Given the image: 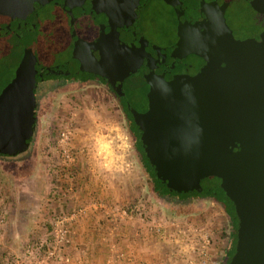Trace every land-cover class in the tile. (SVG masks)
I'll list each match as a JSON object with an SVG mask.
<instances>
[{"label":"water","instance_id":"95a60500","mask_svg":"<svg viewBox=\"0 0 264 264\" xmlns=\"http://www.w3.org/2000/svg\"><path fill=\"white\" fill-rule=\"evenodd\" d=\"M51 1L0 0V37L15 35L25 46L14 78L0 93V155L23 153L36 128L38 60L33 35L39 26L38 10ZM86 1L96 14L109 17L114 48L123 46L125 53L132 54L134 47L122 45L118 35L133 30L143 39L137 12L150 0H65L72 24L85 14ZM167 1L182 5L179 0ZM179 21L175 54L182 56L191 49V26L184 15ZM227 38L232 49L224 65L195 76L151 82L149 109L135 112L134 119L143 132L147 159L169 190L199 194L203 180H221L238 218L236 251L229 264H264V0L252 1L231 25ZM95 47L77 42L73 56L82 61L83 71L102 76L121 93L123 80L139 63L124 61L117 53L121 63L113 81L100 69L103 59L87 67L81 53L89 50L92 55ZM107 61L114 63L112 56Z\"/></svg>","mask_w":264,"mask_h":264},{"label":"rangeland","instance_id":"374dc122","mask_svg":"<svg viewBox=\"0 0 264 264\" xmlns=\"http://www.w3.org/2000/svg\"><path fill=\"white\" fill-rule=\"evenodd\" d=\"M157 6V3L152 4L149 11L151 16L155 14ZM59 21V39L68 47L65 31L68 22L63 17ZM146 31L151 38L157 37L150 27L146 28ZM169 31H173L172 26ZM5 44L6 42L3 44L4 50H0V93L5 84L7 86L12 80L13 71L17 69L23 52L22 48L17 46L12 56L6 59L8 49ZM34 51L39 60L38 67L41 68L58 67L71 59L68 48L64 49L61 55L54 54L53 42L47 41V36L43 34L37 39ZM37 98L38 125L31 152L26 156L0 158V196L2 199L5 197V204L10 201V205L15 206L18 191L22 190L24 196L21 204L25 207L35 205V197L32 194L39 190L40 185L37 186V182L45 176V171L48 174L47 168L44 167V149L48 142L56 139L62 128L72 124L68 126L73 127L76 132L72 147L79 161L74 167L75 189L77 192H85L86 180L89 177V190L93 192V201L97 205H116L122 208L120 211H131V206H137L138 212L134 210L133 216L123 215L149 222V217H154L157 223L152 225L155 235H152L154 238L149 247V254L154 261L152 264L227 262L236 229L230 216L220 210L218 204H212L213 200L208 198L161 196L132 141L126 117L106 85L74 80L55 85L45 83L37 89ZM211 182L219 184L218 180ZM211 182L206 181L204 186ZM58 185L63 190L68 188L64 182ZM116 192L121 193V202L114 198ZM13 195L16 198H13ZM149 206L150 215L146 211ZM230 207L233 209L232 205ZM4 220L6 222V219ZM1 221L2 215L0 233L4 230ZM160 224L162 226H159ZM204 239L209 240V245L202 253L201 241ZM118 256L123 257V254Z\"/></svg>","mask_w":264,"mask_h":264},{"label":"flooded vegetation","instance_id":"af4514ba","mask_svg":"<svg viewBox=\"0 0 264 264\" xmlns=\"http://www.w3.org/2000/svg\"><path fill=\"white\" fill-rule=\"evenodd\" d=\"M252 1L179 0L182 5H175L167 0H150L144 8L137 12L140 35L143 39H140L133 30L119 32L120 43L135 49L132 54H127L123 51V46H120L119 50L114 48V32L108 29L109 17L105 13L96 14L92 10L90 1H86L83 5L85 14L72 24V18L68 14L65 0H52L38 10L39 26L33 35V51L41 34L47 36V41L53 42L54 54L61 55L63 50L68 48L71 59L60 65L64 67L62 70H68L71 77H76L78 74L79 78L74 81L104 84L112 91L121 112L126 117L132 141L137 149L138 141H135L132 133L133 131L139 133L143 144V132L136 125L134 114L135 112L145 113L148 111L150 83L159 80L171 81L181 76H195L202 71L210 70L212 66L217 64L224 65L226 57L232 49V44L227 38L229 29L235 21L240 19ZM153 3H157L158 8H156L155 14L151 16L149 11ZM181 15H184L186 24L191 26V49L187 54L179 56V54H175V51L180 40L181 23L179 18ZM61 17L68 22V27L65 30L68 47H65V43H61L59 39L61 37L57 32ZM171 26L173 31L170 33ZM55 27L56 29H54ZM148 27L152 29L157 36L156 38L147 35L146 28L148 29ZM0 38H9L15 43L18 42V46L23 51V58L25 46L17 36L9 35ZM256 40H259V37L256 36ZM80 41L96 46L91 51L92 55L88 52L89 50L81 53L88 60L87 67L93 68L94 63H99L103 59L100 69L113 81L117 79L119 72L117 65L121 63V56H117V53L123 56L124 61L131 60L132 63H139L137 70L123 80L121 93L117 92L114 86L102 76L83 71L81 68L82 61L73 56L74 48ZM102 45L103 50L101 51ZM111 56L114 63L107 65V59ZM38 66L39 60L36 64L38 71L36 82L43 77L47 69ZM35 91L37 94V89ZM130 115L134 119V124L129 119Z\"/></svg>","mask_w":264,"mask_h":264},{"label":"crops","instance_id":"0c3cea01","mask_svg":"<svg viewBox=\"0 0 264 264\" xmlns=\"http://www.w3.org/2000/svg\"><path fill=\"white\" fill-rule=\"evenodd\" d=\"M88 179L89 177L86 180L85 192L74 194L66 190L67 193L62 194L58 192L61 187L45 171V176L37 182V186L40 185L39 190L32 194L35 197L33 207L21 204L24 196L22 190L18 191L15 206H11L10 201L5 204V197L2 199L0 196V216L2 215L4 227L0 233V264L154 263L149 254V247L154 238L152 235H155L152 225L157 223L154 217H149L151 222L139 221L137 218L134 220L125 217L123 211H120L122 208L116 205L106 206V201L105 204L95 205ZM114 194L116 201L121 202V193ZM13 198L16 196L13 195ZM213 202L212 204H218L220 210L227 213L222 204L215 200ZM75 207L84 210L79 212L75 221L70 224V243L61 246V259L49 258L47 251L40 250L39 247L45 240L51 239L52 219L57 214L76 211ZM131 208L138 212L137 206ZM146 211L150 215L151 206L147 207ZM118 254H123V257L120 258Z\"/></svg>","mask_w":264,"mask_h":264},{"label":"built area","instance_id":"2783aa9c","mask_svg":"<svg viewBox=\"0 0 264 264\" xmlns=\"http://www.w3.org/2000/svg\"><path fill=\"white\" fill-rule=\"evenodd\" d=\"M72 124H67L66 127L62 128L56 136V139L47 143L44 149L45 156V167L47 168L48 175L50 178L58 183H65L68 188V193H77L75 189L76 177L74 173V167L77 165L78 156L77 153L73 151L72 143L73 138H75V129L71 126ZM66 178V179H65ZM66 190L59 189V193L65 194ZM100 204V203H98ZM95 205H97L95 203ZM76 211L67 214L61 213L56 215L51 221V239L45 240L41 246L40 250L45 249L49 258L57 257L61 259L60 252L61 246L70 243V224L75 221L79 212H83L84 208L75 207ZM113 210V208H112ZM123 214L133 216V211L129 209H123ZM116 216L113 214V218ZM2 223V221H1ZM173 225H175L173 223ZM159 226H162L160 224ZM202 243V253L203 250L209 245V240H203ZM122 258V256H119ZM217 264V263H216ZM226 264V263H221Z\"/></svg>","mask_w":264,"mask_h":264},{"label":"trees","instance_id":"16d2710c","mask_svg":"<svg viewBox=\"0 0 264 264\" xmlns=\"http://www.w3.org/2000/svg\"><path fill=\"white\" fill-rule=\"evenodd\" d=\"M0 41L3 42L2 44L0 43L1 44L0 50H4V48H3L4 42H6V44H7V45L6 44L5 45H6V49H8L7 50L8 54L5 56H6V59H8L9 57L12 56L13 50L18 46V42L16 41L17 43H15L14 40L12 41L9 38H0ZM0 56L2 57L1 53H0ZM21 58H22V54L19 58V62L17 64V66L20 63ZM62 67L63 66L47 68L43 77H41L37 80L35 90L38 89L39 86H41L45 83H51L52 85H55V84L63 82V81L75 80V79L79 78L78 74L76 75V77H71L68 70H65V69L62 70ZM15 71L16 70L13 71L14 75H15ZM14 75H13V77H14ZM0 76H1V74H0ZM5 87H6V84H5ZM35 96H36V118H37L38 98H37L36 91H35ZM129 119L134 124V119H133L132 115H130ZM37 125H38V123L36 120V128L34 130V134H33L32 139L29 141L30 145H29V148L27 150H25L23 153L18 154L16 156L0 155V158L19 157V156H26L27 154H29L33 148V143H34L35 138H36ZM132 136L135 139V141H138L137 150H138L139 154L141 155V160H142L143 164L145 165L149 175L151 176V178L154 180L155 184L157 185V191L161 194L162 197L167 198L168 196H174V197H181V198H188V197L208 198L211 200H215L224 206L227 213L230 215V217L232 219L233 225H236V229H234V233H233V243H232L231 253H230V256L226 262V264H229L231 258L234 256L235 251H236L238 218H237L236 209H235L233 202L230 199H228L225 192L221 188V185H220L221 180L218 178H214V177L203 180L202 181L203 192H201L199 194L198 193H191V194L186 195V194L175 193V192L169 190L167 188V186L157 177L155 170L153 169L152 165L150 164V162L147 159V156H146V153L144 150V146L142 144L141 135L139 133H137L136 131H133ZM209 180H210V182L212 180H218L219 184H214L213 182H211L207 186H204V183L206 181H209ZM229 205L230 206L232 205L233 209Z\"/></svg>","mask_w":264,"mask_h":264}]
</instances>
